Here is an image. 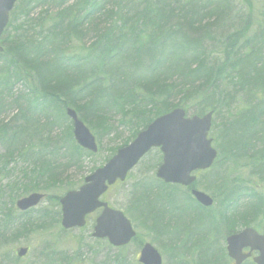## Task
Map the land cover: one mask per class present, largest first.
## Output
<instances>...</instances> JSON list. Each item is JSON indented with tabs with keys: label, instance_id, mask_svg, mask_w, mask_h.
<instances>
[{
	"label": "trees",
	"instance_id": "1",
	"mask_svg": "<svg viewBox=\"0 0 264 264\" xmlns=\"http://www.w3.org/2000/svg\"><path fill=\"white\" fill-rule=\"evenodd\" d=\"M122 1L125 6L113 11L114 8L105 10L108 0H84L80 6L77 3L67 6V0H20L17 16L15 10L12 11L10 24L0 41L3 47L0 54V115L7 108L1 101L3 93L10 92L14 84L26 83L28 93L18 95L14 101L18 108L17 115L0 122V144L6 148V154L0 157L1 174L6 172L4 176H7V164L15 152L25 162L41 154L40 150L34 152V137H39L36 140L38 146L50 144V135L47 134L45 138L41 135L53 123L42 126L39 118L49 121L51 110L64 118L61 107L72 108L86 122L97 142L121 129L117 127L116 120L122 119L125 124L123 129L129 131V139L121 142L118 149L133 140L154 118L172 109L182 108L187 115L212 112L213 116H217L218 110L223 108L219 97V93H222L233 101L237 110L228 125H223L215 136L218 153L229 156L233 162L249 156L247 175L254 177L255 169H260L258 177L252 183L242 182V166L239 177L228 181V173L217 161L205 173L208 178L206 186L201 187L197 183L213 197L214 209L210 210L198 207L184 191L182 201L176 193L166 191L157 193V198L151 191L145 195L143 188H134L130 198L133 203L139 202V215L142 212L148 215L146 221L142 222L147 231L151 229L147 228L146 222L158 223L162 220L158 217L163 214L156 207V202L170 204L175 199L182 202L183 208L176 214L170 212L171 216L165 215L168 218H180L188 211L194 217L211 213V226L194 232L191 238L218 231L220 226H224L219 232L222 235L233 227L246 228L251 224L264 235V91H250L246 88L248 81L235 83L236 90H239L235 93L220 85L216 87L217 91H211L206 82L215 71L212 66L215 62L226 64L229 58L240 55L243 65L238 72L239 79L247 78L240 74L242 72L254 76L255 71L258 73L264 69V63L257 58L258 55L262 57L264 51V21L262 26H258L254 37L245 38V28L252 18V0H191L183 4V11H173L168 1L119 0ZM230 1L243 8L244 21L237 24L236 30L218 44V48L224 49L227 45L231 50L228 57L218 56V59L205 53L199 54L198 51L206 44L215 41L213 31L225 17V9H228ZM140 9L143 11L139 12ZM35 10H39V13L36 19H32ZM51 10L55 11L50 13ZM187 29L192 32L184 42L180 34ZM84 33L92 36L91 42L84 41ZM203 35H207L204 41ZM239 36L241 45H238L239 41L229 45L226 43ZM174 41L179 43L175 44ZM143 53H153V57L146 60ZM140 64L141 69L138 68ZM263 72L260 78H264ZM186 76L189 78L186 79ZM168 94H176L184 99L170 104ZM162 96L166 97L155 100ZM22 102L26 104L24 108ZM250 104L254 107L248 106ZM257 105L262 107L257 110ZM66 136L75 151L82 153L73 144L70 134ZM254 143L259 144L260 148L253 147ZM38 163L35 161L33 166L36 167ZM236 169L235 165L233 172ZM40 172L54 176L50 168H43ZM33 174L39 175L36 171ZM31 188V185L18 187L10 192L12 199L18 197L16 195L34 191ZM9 190H12L10 186ZM242 197L248 201L244 207L239 206ZM236 207L241 209L236 211ZM182 226L187 228L177 221L176 227L162 225L161 231H170L172 237L180 238L184 230ZM28 227L29 223H23L21 230ZM152 233L157 236V233ZM187 243L189 240L185 237L179 241L182 248ZM206 254L208 252L205 251ZM202 258L200 264L209 263L205 256ZM216 261L220 262L215 260L210 264H217ZM96 264L137 262L135 256L128 258L121 254Z\"/></svg>",
	"mask_w": 264,
	"mask_h": 264
},
{
	"label": "rangeland",
	"instance_id": "2",
	"mask_svg": "<svg viewBox=\"0 0 264 264\" xmlns=\"http://www.w3.org/2000/svg\"><path fill=\"white\" fill-rule=\"evenodd\" d=\"M83 2L84 0H67V6H72L73 3H77L80 6L83 5ZM252 2V18L248 21L249 24L245 28V38L254 37V34L258 30V26H262V21H264V0H252ZM19 5L20 0L17 1L14 7L16 16L19 11L17 9ZM124 6L125 3L123 1L108 0L105 10L114 8L113 10L115 11ZM54 11L55 10H51L50 13ZM38 13L39 10H35L31 18L36 19ZM225 13V17L220 20L222 22L216 27V31H213V38L215 41L206 44L205 47L208 46L213 47L212 49H221L218 48L221 39H224L227 35L234 32L237 24L244 21V10L236 2L232 3L230 1L228 9H225ZM211 16L213 15L211 14ZM11 18L12 13L9 16V22ZM20 20H22V18ZM84 34L86 35L84 41L86 43L91 42L92 36L89 35V33ZM262 52L264 53V51ZM212 56L219 59V57L214 54ZM26 87H28V85L21 82V84H14L10 92L3 93L1 101L7 108L0 115V122H6L17 115L18 108H16L14 101H16L18 95L25 96L28 93ZM29 87H32V85L29 84ZM25 105L26 104L22 102L21 106L23 108ZM234 114L235 110L233 112H226L221 108L218 110V115L213 117L210 137L211 139L213 138V147L216 150H218V145L215 141V136L218 135L223 125H228L229 121L234 117ZM49 115H51L49 116V121L39 118V122L41 125L43 123L42 126L53 123V125H51L52 127L41 135L42 138H45L46 135L49 134L52 139L50 144L43 143L38 146L36 140H38L39 137H34L32 140L35 145L34 152L40 150L41 154L25 162L19 154L15 152L7 164V176H4L0 172V190H3L0 196L3 197L0 209L4 207L12 208L14 215L7 214L6 223L2 226L0 224V264H96L105 258H112L114 255L122 254L128 258L133 256L137 257L139 247L144 243L152 245L158 251L162 259V264H200V261L204 259L202 258L203 256H205L207 262H209L208 264L215 260H220V262L216 261L217 264H229L225 257V251L223 252L216 247L221 244V242L224 243V236L219 234L224 226H220L218 231H211L208 235L200 234L193 238L188 237L189 243L182 248L179 245V241L184 238L183 235L180 238H174L171 236V233H167L166 236L159 234L157 230V227L161 230L162 225L176 227L177 221L181 223L180 218H168L165 215H161V222H146L147 228L151 229L149 231H147L144 228L145 225H142V222L139 221V217L142 215H139L141 210L139 208L140 205L139 202L131 204L130 194L135 187H142L145 185L153 188L158 187V183L155 181L153 175L160 162V154L157 150L151 151L141 160V162L128 174L125 183L121 186L118 185L113 187L102 198L109 207L122 212L131 223L136 233L135 241L132 244L122 249V251L117 252V250L108 247L104 243H97L90 237L92 220L88 221L86 228L64 232L60 227V210L57 200L67 191L79 187L84 177L90 175L96 168L101 166L104 161H106L105 159L113 154L117 146L129 137V131L122 127L118 131H114L110 136L102 138V140L99 141L101 143L97 142L98 152L94 155L86 154V152L81 150L82 153H79V151H75L70 139L66 136L67 133L71 136L69 121L53 110H51ZM253 145L256 149L260 148L259 144L254 143ZM5 154L6 148L0 144V157ZM248 158L250 157L246 156L241 161L233 162L229 156L219 154L217 161L222 164L224 171L228 173V181H230V179L232 180L239 177L242 166L244 175L247 174L248 169L246 167L248 165ZM35 161L39 162L36 167L33 166ZM235 165L237 169L233 172ZM43 168H50L53 170L54 176L51 177L47 172H40ZM34 171L39 175H34ZM232 173L234 174L231 175ZM207 180V175L200 174L197 177L196 183L198 182L200 184L199 186L205 187ZM29 185L32 186V190H37L35 192H39V194L44 195V197L38 206L30 210L27 215L20 218V214L14 208V203L17 200L13 203L12 199L7 196L6 190L8 186L12 188L10 191L12 192L18 189V187L22 188ZM169 189L174 190L171 188ZM7 191L9 192V190ZM166 192L176 193L180 196V201L183 199V191L181 190L177 189V192ZM31 193L34 192H29L24 195L22 193L16 196L20 197L18 198L19 200ZM212 209H214V206ZM4 211L5 210L0 211V217ZM205 214L207 216L211 215L209 212ZM25 216L29 218V220H26V223H29V227L22 231L21 225L24 223ZM187 216L191 217L192 215L187 214ZM12 218H14V221L11 220ZM91 218L94 219V216ZM21 220L23 222H21ZM9 221H13V223L9 225ZM253 226L254 225L251 224L250 227ZM180 229L181 226L179 224L178 230ZM152 231L157 233V236H154ZM203 239L205 243H203ZM207 246H209V248ZM19 248L28 249L27 255L22 259H17L14 255L15 250ZM205 251L208 252V254L205 255ZM214 253H216L215 257ZM201 258L202 260H200Z\"/></svg>",
	"mask_w": 264,
	"mask_h": 264
},
{
	"label": "water",
	"instance_id": "3",
	"mask_svg": "<svg viewBox=\"0 0 264 264\" xmlns=\"http://www.w3.org/2000/svg\"><path fill=\"white\" fill-rule=\"evenodd\" d=\"M16 0H0V36L7 25L8 13L12 10ZM2 49L0 47V53ZM66 116L72 124V135L75 143L83 150L96 153V145L88 130L78 120L76 114L66 111ZM211 113L202 118L186 119L183 111L175 109L156 119L145 131L140 132L136 139L117 153L105 166L85 179V185L78 192L67 193L60 201L61 227L64 230L81 228L84 218L97 209H102L95 221L93 237L106 238L112 247L126 246L134 237L129 222L120 212L112 211L98 198L118 179L123 181L126 173L153 148H158L162 154V165L156 177L165 184H175L189 187L194 178L192 172L208 169L215 152L210 148V141L206 140L210 128ZM106 184V185H105ZM196 202L203 207H209L211 200L205 195L192 191ZM37 194L30 195L16 203L19 211H26L35 207L41 200ZM227 254L234 264H241L250 257L251 252H258L252 261L254 264H264V237L257 235L251 229H246L237 236L226 239ZM249 248L250 252L242 255L241 251ZM26 249H19L17 257L26 254ZM139 264H161L158 253L145 244L139 255Z\"/></svg>",
	"mask_w": 264,
	"mask_h": 264
},
{
	"label": "bare ground",
	"instance_id": "4",
	"mask_svg": "<svg viewBox=\"0 0 264 264\" xmlns=\"http://www.w3.org/2000/svg\"><path fill=\"white\" fill-rule=\"evenodd\" d=\"M149 2H160L161 1H168L170 2L169 4H171L172 6V10L173 11H176L179 10V11H183L184 9V5L185 3H189L191 0H147ZM210 0H206L205 2H208ZM184 4V5H183ZM114 11V10H113ZM143 10H139V12H141ZM129 13V12H128ZM206 15V14H204ZM209 15V14H208ZM179 25L181 24V21L180 23H178ZM192 31H189L187 29V31H183L181 32L180 34V39L184 42H186V39H188V36L191 34ZM240 36L239 38H236L234 40H228L226 43L229 45L230 43H235V42H238L239 44L238 45H241V41H240ZM207 39V35H203L202 36V41L206 40ZM176 42L175 44L179 43L178 41H174ZM234 46V45H233ZM213 47H204L203 49L199 50V54H208V55H216V56H219V57H228V52H230L231 50L228 49L227 45H225L224 49L221 48V49H212ZM149 54V56H148ZM143 57H145V59L147 60V58H151L153 57V53H143L142 54ZM262 57H260L259 55L257 56V58L264 63V53L261 54ZM230 60V61H229ZM229 61L228 63L226 64H223V63H219V62H215L212 66H214L215 68V71H213V75L208 78L206 80V82L208 83V86H209V89L211 91H217L216 87L217 86H224L225 88H228L229 89V92H232V93H235V92H238L239 90H236L238 88H236V85H234L235 83H241V82H246L248 81L247 83V86L246 88L249 89L250 91H264V78H260L261 76V72L264 70H260L258 73L255 71L254 73V76H251L248 74V72H246V74H244V72L240 73L241 75H245L247 76V78L245 79H239V76H238V72L240 71L241 67H242V59H241V55L240 56H237L236 58H229ZM258 64H256L257 66ZM141 66L142 64L138 65V68L141 69ZM167 69H171L170 67H166ZM263 75H264V72H263ZM186 79L189 78V77H185ZM192 80V79H191ZM179 82V81H178ZM166 97V96H162L160 98H156L155 100H163V98ZM219 97L221 98V101L222 103L220 104L221 107H223V109L226 111V112H233L234 110H237L235 108V105L233 103V101L230 99V98H226L222 93H219ZM184 99V97H181V96H178L176 94H168V102L170 104H176L177 102H182ZM157 103H159V101H157ZM213 104H216V102L213 101ZM248 106H251L254 107V105L250 104ZM247 106V107H248ZM258 107H262V106H258L257 105V110L259 109ZM182 109V108H180ZM175 109H172L156 118H154L144 129L141 130V132L145 131L146 128L152 124L156 119H159L161 118L162 116L170 113L171 111H173ZM79 121L83 124V126L88 130L89 134L93 137L94 141L96 142L95 145L97 146V141H96V137L93 135V133H91V131L89 130V127L82 121V119L79 117ZM116 125L117 127H121L124 124V121L120 118H118L116 120ZM119 130V129H118ZM93 132V131H92ZM114 133V132H112ZM111 135V134H110ZM109 135V136H110ZM104 137H108V136H104ZM103 137V138H104ZM129 137L126 139L128 140ZM125 140V141H126ZM123 141V142H125ZM134 141L131 140L130 142L126 143L125 146L123 147H120V149L122 148H125L127 146H129L132 142ZM120 145V144H119ZM109 159V158H107ZM142 159H139V161L126 173L125 175V178L123 181H120V180H116L115 183L112 185V186H107L106 184V187H107V190L101 195V196H104L106 193H108L113 187L115 186H121L123 183H125V180L128 176V174L141 162ZM109 160H106L104 161V163L99 166L98 168H96L90 175L86 176L83 178L82 180V185L84 186L85 185V179H87L88 177H90L93 173H95V171L103 168L105 166V164L108 162ZM159 167L157 166V168L155 169L154 171V179L155 181L158 183V187H150L148 185H145V186H140V187H135V188H140V189H145L146 190V193L145 195H148V193L153 192V195L155 198H157L156 194L157 193H162L163 190L165 188H167V185L162 181L160 180V178L156 177V173L158 171ZM255 172H256V176L254 177H249L247 174L246 175H242L240 177V180H242V182H244L245 184H248V183H252L259 175V172H260V169H255ZM81 186H79V190H80ZM161 189V190H160ZM137 191V190H136ZM160 195V194H159ZM100 196V197H101ZM103 198V197H102ZM102 198H98V200L102 201L104 204H107L106 202H104L102 200ZM171 202V203H170ZM170 202H167V203H170V204H165V203H160V202H156V207L159 209L160 212H162L163 215H166V216H171L170 212H173V213H178V211L180 209L183 208V205H182V202L178 201V200H171ZM247 200L242 197L240 202H239V206L240 207H244L246 204H247ZM131 204H134L133 201H131ZM213 205H214V202H213ZM140 208V207H139ZM241 208L239 207H236L235 210L238 211L240 210ZM99 214L100 212H96V217H94V219H92V226H91V233H90V237L91 239H93L94 241H96L97 243H104L106 244L108 247L110 246L108 240L106 238H103V239H97L95 237H93V234H94V226H95V221L96 219L99 217ZM142 215H140L139 217V221L140 222H144L146 221V218L148 217V215H145L143 212L141 213ZM227 215V214H226ZM161 215H158V217H160ZM126 218V217H125ZM241 219H243V216L241 217ZM180 220H181V223L184 224L185 226H187V228L185 229L183 226V231H182V234L185 238H188L190 237L192 234H194V232H201L202 230H205L207 229L210 225V218L209 216L205 215V214H201L199 217H194V216H181L180 217ZM88 221L90 220H85V224L83 227H81L82 229L83 228H86L87 227V224H88ZM130 226H131V223L129 222ZM132 227V226H131ZM157 230L159 232V234H162V235H165L167 233H171V232H166V233H163L160 229H158L157 227ZM244 231L243 228H239V226L237 227H233L232 229L230 230H226L222 236H224V243L221 242V244L217 245L216 247L219 248L221 251H225V257L226 259L228 260L229 264H234V261L231 260L229 257H228V254H227V246H226V239L229 238V237H233V236H237L238 234L242 233ZM222 241V240H221ZM209 248V246H207ZM120 249H125L124 247H119V248H116V250H120ZM215 254L214 253V257H215Z\"/></svg>",
	"mask_w": 264,
	"mask_h": 264
}]
</instances>
